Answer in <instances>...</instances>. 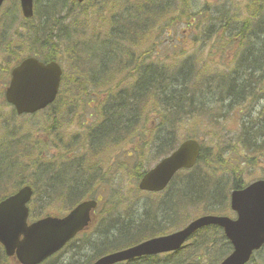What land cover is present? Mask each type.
Listing matches in <instances>:
<instances>
[{
    "label": "rangeland",
    "instance_id": "rangeland-1",
    "mask_svg": "<svg viewBox=\"0 0 264 264\" xmlns=\"http://www.w3.org/2000/svg\"><path fill=\"white\" fill-rule=\"evenodd\" d=\"M41 1L38 0L39 10L36 12V17L31 20L24 21L18 0H9L6 4L4 3L5 7L0 14H5L3 27L6 29L2 28L0 21V200L5 194L10 195L21 188V185L28 184L34 188L35 193L34 199L30 203L31 221L44 217L51 211L65 214L72 206L68 203L71 191L82 185L80 177L85 178L87 174L81 173V176L79 175L80 177L76 179L79 184L74 185L73 183L70 190L68 184L55 187L46 186L45 181L47 180H42L36 174V169L37 171L39 168L43 169L44 165L53 161L51 163L53 165L69 164L71 166L76 163L77 159L83 157L84 165L96 168V171L90 176L94 181L87 191L94 192L95 196L93 197L100 201V207L96 212L98 217L91 231L80 235L65 250L53 257V260L48 264H73L78 261H82L81 264H91L95 260V257L92 256L96 254L99 248L98 244L102 243L107 235L106 241H109L112 229L117 230V226H122L124 223H132L134 226L135 223L139 224L145 220L148 221V224H152L154 218L159 220L163 218L164 221H168L170 216L179 217L175 219V222L179 221L178 223H170L165 227V230L167 232L170 230L169 233H171L179 230L194 218L203 214L215 213L217 210H222L223 214L232 216L229 202L221 209L215 205L213 211L207 210L209 199L200 200V196L196 193L198 183L193 194L194 200H200L199 203L197 205L189 204L181 214V207L185 206V203L179 202L182 196L176 195L174 189L157 195L143 193L137 189V175L151 169L155 163L165 157L161 155H165L166 148L164 151H160L161 143L155 139L161 129L160 126L165 123L162 121L161 115L156 114L157 110H154L150 120L142 121L141 130L133 136L131 141L120 143L117 138L112 141L111 136H108L99 145L98 152L93 155L85 130L95 126L97 121L103 120L99 106L105 100L107 90L110 92L109 89L114 87L115 79H111L108 85L99 90L94 87L91 76L100 73L105 64L103 61H106L112 70L111 74L126 81L127 85L137 81L138 67L135 63L129 65L123 73L115 74L116 63L121 62V65L124 66L130 59V56L125 54V50H128L126 45L124 47L116 46L117 40L118 43H122L123 29L127 25V23L122 24L123 19L119 16L122 12L119 11L120 1L117 0V5L113 10H111L113 0H86L82 4H78L75 0H61L59 5H62L61 8L58 7L54 10L51 7L45 9V5H41ZM131 1L136 2V0ZM100 5L101 10L92 15L94 8ZM164 6L174 10L171 1L165 3ZM228 6L232 7L229 15L237 21L235 25L237 30L231 33L233 36L240 34L239 28L245 24L248 25L243 34L245 38L249 37L247 44L248 42L253 43L247 54L248 59L249 56H253L252 54H256V49L260 52L264 51V24L257 27L264 20V0H183L180 3V8L174 10L172 14H168V11L166 12L159 5L155 9L158 11L155 19L154 17L150 19L148 16H141L144 33L150 36L148 45H142L141 48L143 51L141 53L142 61L160 58L163 59L161 64L171 63L172 59L180 62L185 61L188 55L184 51V46L187 43L182 40L184 44L179 47L171 40L184 35L186 29L189 30L188 25L193 23L192 16L195 17L194 14L197 10L214 7L215 10L219 8V11L216 12L219 13ZM127 8L130 9L131 5L128 4ZM59 10L61 17L54 20L53 18L57 17L56 14ZM181 11L183 13L180 18ZM147 12L149 13L148 10ZM115 15L119 17L110 21ZM220 15L216 16L220 17ZM211 17L212 15H209V18ZM59 20L61 27L56 30L55 22H59ZM77 20L80 22L77 23ZM193 24H198V21ZM254 27H256L255 32L251 33L250 31ZM229 34L230 32H227L222 36L223 44L221 41L219 42L221 47L226 44L232 45ZM71 36L73 39H66ZM142 39L143 35L137 33L135 38L137 44ZM44 41H48L52 48L55 45V58L64 62L63 66L66 72L63 80L62 98L52 109L41 111V113L30 117L25 115L10 116L9 113L14 111V108L5 102L3 94L10 78L7 69L15 64L16 59L28 53L50 58L53 50L49 46V48L43 46ZM236 41L225 50L227 55L223 58L217 54L216 58L209 56L207 50L210 47L202 52V63L204 64L206 61L213 64L205 67L201 64L197 66L201 75L200 84H195L197 105L203 108L206 114L203 117L196 116L194 121L189 123L180 124L179 133L171 139L172 146H170L171 150H174L187 137H198L207 154L195 168L196 175L199 176L201 173L202 178L211 177L212 181H218L217 183H222V185L225 183L229 186L235 180L242 184H250L254 180L264 179V77L255 79L260 89H255L254 96L240 104H228L232 99L230 91L227 93L226 88L220 94V89L217 87L220 82L216 72L224 78L232 75L231 72H235L237 67V61L246 52V40H239L237 37ZM230 48H234V50H229ZM133 50H136V45ZM161 50L162 53H160ZM233 54L234 56H232ZM108 56H112L109 58L111 62H108ZM78 59L82 60L77 66ZM133 59L137 63L139 62L137 56ZM196 70L194 69L191 75H194ZM129 73L135 74L129 77ZM249 74L247 72L242 75L245 81L249 78ZM208 80L212 83L208 84ZM247 83L250 86L243 90L244 93H249L252 88L251 79ZM219 94L223 98V105L218 102ZM65 103L71 104L66 110L62 107ZM141 125L139 124V126ZM162 131L161 136L164 133L168 134L165 126ZM142 135L147 138L134 142ZM250 137L257 140L248 145L247 138ZM32 138L38 142L37 146L40 151L34 149V141L32 146ZM255 144H258L259 148L255 147ZM113 145L115 149L111 150ZM31 146L34 153L29 152ZM131 147L134 148V151H131L133 157L129 158ZM69 165L66 170L69 177L72 178L75 174ZM99 168L101 169L99 170ZM56 172L51 176V173H48L50 176L48 183H54L57 180L54 179V176L57 175ZM179 179L180 177H178ZM214 182H210V185L217 189L218 186ZM5 191L7 192L5 193ZM230 193L231 191H229L228 199H230ZM185 196L189 197L190 195L186 194ZM165 201L166 203L161 206ZM175 201L179 204L177 209L172 208ZM169 209L172 210L169 211ZM222 236L221 231L215 235L214 233L210 234L208 250L205 251L206 253L203 252L201 257L193 258L191 264H219L225 258L224 255L230 252L226 240H222ZM158 258L163 260H152L158 261V264H170L173 261L176 262L180 257L172 256L166 261L164 255H160ZM261 260H264V250L256 256L257 263L258 261L260 263ZM0 264L16 263H11L0 255Z\"/></svg>",
    "mask_w": 264,
    "mask_h": 264
},
{
    "label": "water",
    "instance_id": "water-1",
    "mask_svg": "<svg viewBox=\"0 0 264 264\" xmlns=\"http://www.w3.org/2000/svg\"><path fill=\"white\" fill-rule=\"evenodd\" d=\"M3 1L0 0V6ZM21 6L23 15L32 17L33 0H21ZM12 73L6 95L18 113L35 112L55 100L62 75L56 62L45 64L29 57ZM200 151V142L187 139L172 155L143 176L139 188L151 192L164 190L179 169L195 165ZM254 183L244 190H234L231 194V206L238 214L237 220L233 221L226 216H202L177 233L104 256L95 264H114L136 256L178 250L194 232L212 224L224 228L234 246V253L222 264L247 263L253 250L264 243V181ZM32 196L31 187L25 186L0 203V242L7 255L16 254L22 264H39L58 252L78 232L89 226L91 212L98 205L94 200L85 201L65 218L49 216L28 225L29 208L26 203Z\"/></svg>",
    "mask_w": 264,
    "mask_h": 264
},
{
    "label": "trees",
    "instance_id": "trees-1",
    "mask_svg": "<svg viewBox=\"0 0 264 264\" xmlns=\"http://www.w3.org/2000/svg\"><path fill=\"white\" fill-rule=\"evenodd\" d=\"M118 1H120L119 11L123 12L121 13V17L125 21L131 15V13H133L132 10L134 8L129 9L126 7L128 6V4L131 3V0H118ZM118 1L113 0L114 3H113V7L111 8V10L115 8V5H117L116 2ZM59 2L60 0H42L41 5L42 4L45 5L44 7L45 9H47V7H51L54 10L58 7L59 9L61 8L62 5L59 6L60 5ZM37 5H38V2H37ZM153 5L155 7L156 4L153 3ZM100 10L101 8L98 9V11ZM139 11L141 12L143 10L139 9ZM155 12L158 13V11L156 10ZM59 14H60V10L58 11V14H56L57 17L54 16L55 18L53 19L54 20L56 18L59 19V17H61V15ZM141 16L144 17V14H141ZM118 17H119L118 15H115L110 21H114V19H117ZM206 23L211 24L212 22L206 21ZM55 25H56V30H59V28L61 27V21L60 20L59 22L56 21ZM140 25L142 26L143 22H141ZM140 29L143 31L141 27ZM209 30L208 32H210ZM148 37L149 36H145V38L143 37L142 40L145 41L147 40ZM43 46H45L46 48H49L50 47L49 42L44 41ZM182 46L180 45L179 47H182ZM50 48L53 50L52 55L50 58L45 57V60L56 59L55 58V55H56L55 45L53 48L52 47ZM127 55L130 56V59L127 65L122 66L121 64H119L116 67L119 71H122V68L128 69V66L131 64L135 63L136 65L137 62L135 59H133L135 58V56L133 55L132 57V54H127ZM175 62H179V61L176 60ZM107 66H108V63L105 62L104 70L106 69ZM194 66H198V64H195ZM142 67H143L142 69H139L140 75H139L138 82L136 81L135 83L131 85L129 84L127 85L126 81L121 79L120 83L118 84V88L120 90L117 89L115 91H112L111 96H114V97H118V96L122 97L126 95L129 96L130 94H132V92L136 91L137 93L141 95L144 94L146 96L144 99L146 103L145 102L144 103L143 102L127 103L121 100L122 101L121 104L120 105L118 104V106H116L114 110L118 112L119 114L120 106L128 109V113L119 115L123 117V120L120 121L119 125L122 129H130V128H137L139 124L141 125L142 121L150 120V116L152 115V113L155 112L154 110H157L159 107H162V112H159V114L161 115L162 121H164L165 123H163V125L160 127L165 126L168 134L165 140L166 144L164 145V147H162L161 151H164V149L166 148L164 154H167L168 152L171 151V148H170V146H172L171 139L175 137V134L177 133L176 129L179 128V125L194 121V118L196 116L203 117L206 114L204 112V109L200 108L197 105L198 98L196 97L195 84L196 83L200 84L201 77L198 75V72H196L194 75L187 76L185 72V67H178L176 65L165 64V65H161L160 67H154L151 64L150 65L143 64ZM144 72H148V73L154 72L157 74L158 78L148 77L146 76ZM133 74L129 73L128 76L131 77ZM232 81H234V78ZM233 87L234 86H232V88ZM235 91L236 92L233 95L238 96L240 90L235 89ZM218 102L222 103L219 100ZM143 104H145V106ZM119 116H115V113H114V119H117ZM121 133H126V131L119 132L118 133L119 138L121 137ZM94 134L96 133L92 132L93 136L90 137L89 141L95 140ZM256 140L257 139H253L251 137L248 138V145L255 142ZM91 146H94V145H91ZM255 147L259 148V145L255 144ZM91 150L94 155V149L92 147H91ZM206 154L207 152L204 151L201 158L203 159ZM162 156H165V155H162ZM83 159H84L83 157H81L80 159H77L76 163L70 166V168L73 170L75 174V176H73L72 178H70L69 175L67 174V170H66L68 166L67 164H65L64 167L62 168L58 167L57 170L55 167L53 173L57 171L56 172L57 175L54 176V179H57V180L54 183H50L52 187H55L61 184H68L70 185V190H71L73 183L74 185L79 184V182H76V179L77 177L81 176V173H86L88 175V177L86 176L85 178H81L82 177L81 176L80 183H82V185L78 187V189L71 191L68 203L69 205H72V206L78 203L79 200L83 198H89V196L94 195V192L89 193V191L87 190L90 189V186L94 181L93 177H90V176L92 175L94 171H96V168H94V166H87L86 164L84 165L85 161ZM100 169L101 168H99V170ZM36 174L38 175L37 172ZM178 177H180L179 180H178ZM202 177L203 175L201 173L199 174V176L196 175L195 170H188V171L180 172L177 174V177L174 183L168 189V190L174 189V192L176 193V195L182 196L179 202L181 204L185 203V206L181 207L180 214L185 210V207L188 206L189 204L197 205L200 200L205 201L207 199H209L207 206H206L207 210L213 211L214 209L213 206L215 205H217L221 209V207H223L225 204L228 203L229 191L233 190L234 188L242 187V184H240L238 180H235L234 182H232V185L230 186L224 183V185L226 186L224 187L222 183H217L218 181L217 182L212 181L211 177L210 178L209 177L202 178ZM100 182L102 181L100 180ZM210 182H214L218 186V188L217 189H215L216 187L213 188L214 186L212 187L210 185ZM196 185L198 186L196 193L197 195L200 196V200H194L195 197H194L193 191ZM186 194L190 196L187 197L185 196ZM165 203L166 201L162 202L161 206H163ZM178 205L179 204H177L175 201L172 208L177 209ZM179 209H180V206H179ZM171 210L172 209H169V211ZM215 213L223 214L222 210H217V212ZM169 214L171 215V213ZM177 218L179 217L170 216L167 219L168 221H164L163 218L160 220L158 218H154L152 224H148V221L145 220L139 224L135 223L134 226L132 223H129V224L124 223V225L122 226H117V230L115 228L112 229L111 231L112 235L109 241H106V238L108 237L107 235V237L104 240H102V243H99L98 246L96 245L99 248L97 249L96 254L92 257L103 255L104 253L113 252L114 250H117V249L125 248V246H127L128 243H130L131 241L134 242L135 239H136L135 241H138V240L144 239V237L149 236V235H157V234L166 233L167 231L165 230L166 229L165 227L170 223H175V219ZM178 222L179 221H177V223ZM218 231L219 229L215 227L206 228V229L201 230L199 235H197L194 238V240H192L193 246L191 248H188L185 254L180 255L179 256L180 258L176 260L175 264H191L193 261V258L201 257V254L203 253V251L208 250V245L210 243L209 235L212 233H214L215 235V233H217ZM0 255H2V257L4 256V251L2 250L1 246H0Z\"/></svg>",
    "mask_w": 264,
    "mask_h": 264
},
{
    "label": "bare ground",
    "instance_id": "bare-ground-1",
    "mask_svg": "<svg viewBox=\"0 0 264 264\" xmlns=\"http://www.w3.org/2000/svg\"><path fill=\"white\" fill-rule=\"evenodd\" d=\"M80 22V20H77V23H79ZM127 40L128 39H121V41H122V43L121 42H119L118 43V40H117V42H116V46H118V47H124L125 46V44H126V42H127ZM256 54L257 55H259L260 54V51L259 50H257L256 49ZM82 60V59H81ZM80 59H78V62H77V66H78V64L80 63V61H81ZM147 65H150V63H148ZM152 65V64H151ZM175 65L176 66H178V67H185V72H186V75L187 76H189V75H191V73L194 71V68L192 67V66H189V65H186L185 63H180V62H177V63H175ZM153 66V65H152ZM155 67V66H154ZM196 68V67H195ZM139 69H142V68H140L139 67ZM139 69H138V75H137V82L139 81V75H140V73H139ZM145 74H146V76H148V77H155V78H158L157 77V74L156 73H154V72H150V73H148V72H144ZM120 74H121V72H120ZM193 75V74H192ZM219 79V84H217V87L220 89L219 90V92H222V90H224L225 88H227L228 87V83L224 80V77H221V78H218ZM224 80V81H223ZM101 83H104V84H106L107 83V81L106 82H101ZM212 82H210V83H208V84H211ZM216 87V88H217ZM101 88H99V90H100ZM235 89H237V88H228L227 89V93H228V91H230V95H233V94H235ZM145 95L144 94H139V93H137L136 91H134V92H132V94H130L129 96L128 95H126V96H122L121 97V100L123 101V102H127V103H129V102H138V103H140V102H145L144 101V99H145ZM146 103V102H145ZM144 106H145V104H143ZM110 107H112L111 109H108L107 111L108 112H110V113H112V114H114L115 113V116H119V115H123V114H125V113H128V109L127 108H124V107H122V106H120L119 107V110H120V113L118 114V112H116L114 109H115V107H113L111 104L109 105ZM162 110V107H159L158 109H157V111H156V114L157 113H159V111L160 110ZM121 120H123V117L122 116H119L117 119H114L113 121H112V124L111 125H108V126H106V127H104L103 128V130L105 131V132H109V133H119V132H123V131H134V129H132V128H130V129H122L121 127H120V125H119V123H120V121ZM92 130H95V128H92ZM91 135V137L93 136L92 134H90ZM108 255H113V253L112 252H109V253H106V256H108ZM82 263V261L80 262V261H78V262H75V263H73V264H81Z\"/></svg>",
    "mask_w": 264,
    "mask_h": 264
},
{
    "label": "flooded vegetation",
    "instance_id": "flooded-vegetation-1",
    "mask_svg": "<svg viewBox=\"0 0 264 264\" xmlns=\"http://www.w3.org/2000/svg\"><path fill=\"white\" fill-rule=\"evenodd\" d=\"M248 264H255V262H254V256L252 257L251 262L248 263Z\"/></svg>",
    "mask_w": 264,
    "mask_h": 264
}]
</instances>
